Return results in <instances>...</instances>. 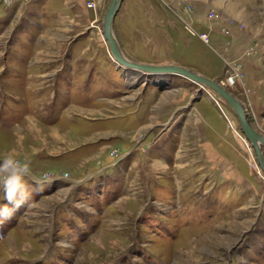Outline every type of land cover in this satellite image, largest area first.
<instances>
[{
    "label": "rangeland",
    "instance_id": "374dc122",
    "mask_svg": "<svg viewBox=\"0 0 264 264\" xmlns=\"http://www.w3.org/2000/svg\"><path fill=\"white\" fill-rule=\"evenodd\" d=\"M109 3L0 0V162L30 165L0 264H264V172L238 116L184 75L119 64ZM263 25L264 0H123L114 33L129 60L220 82L264 135L243 61L264 65V28L240 53L230 31Z\"/></svg>",
    "mask_w": 264,
    "mask_h": 264
},
{
    "label": "water",
    "instance_id": "95a60500",
    "mask_svg": "<svg viewBox=\"0 0 264 264\" xmlns=\"http://www.w3.org/2000/svg\"><path fill=\"white\" fill-rule=\"evenodd\" d=\"M120 2H121V0H110V3L107 6L106 11H105V15H104V19H103V28H104L106 35H107L108 39L110 40V42L112 40H111L109 34L111 33V29H112L113 22H114V15H115V12L117 11L118 7H119ZM112 46H113V50L115 52H116V50L120 52V49L118 48L117 45H116L117 48H115V44H113ZM163 66H165V65H163ZM168 66L169 67H172V66L175 67L174 70H182L183 73L186 72L185 74L188 75L190 77V79H193L195 81H199V82H202L203 84H207V85L211 86L221 96H223L227 100V102L234 109L235 113L239 116L240 121H241V125H242V130L251 139L252 145L256 151V155L258 157V160L261 164H263V168H264L263 150H262L261 144L258 142V139L261 140L260 141L261 143L264 142V135L259 133L257 131V129H255V127L252 125L250 119L248 118L247 114L245 113V111L243 109L241 102L239 100H237L227 89L220 86L216 81L212 80L211 78H208V77H206L202 74H199L197 72L189 71V69L187 70V68H185L184 66H181V65L169 64ZM177 73H180V72H177Z\"/></svg>",
    "mask_w": 264,
    "mask_h": 264
},
{
    "label": "clouds",
    "instance_id": "9594fccd",
    "mask_svg": "<svg viewBox=\"0 0 264 264\" xmlns=\"http://www.w3.org/2000/svg\"><path fill=\"white\" fill-rule=\"evenodd\" d=\"M30 175L29 162L16 159L15 153L10 152L0 162V192L8 204L0 206V218L8 219L13 210H18L28 199V193L24 184V177Z\"/></svg>",
    "mask_w": 264,
    "mask_h": 264
},
{
    "label": "bare ground",
    "instance_id": "6f19581e",
    "mask_svg": "<svg viewBox=\"0 0 264 264\" xmlns=\"http://www.w3.org/2000/svg\"><path fill=\"white\" fill-rule=\"evenodd\" d=\"M122 1L123 0H121V2H120V4H119V7H118V9H117V11L115 12V15H114V21H115V17H116V14H117V12L119 11V8H120V6H121V4H122ZM102 30H103V35H104V38H105V40H106V42H107V44H108V47H109V49H110V51H111V53H112V55H113V57H114V59L119 63V64H121L124 68H128V69H132V70H135V71H137V72H139V73H141V74H162V73H168V74H175V75H180V76H182V75H184V76H186V77H188V79H190V77L188 76V75H186L185 73L186 72H184L183 73V71L182 70H174L175 69V67H169L168 65L166 66H163V65H155V64H144V63H138V62H135V61H132V60H129L128 58H126L124 55H123V53H122V51H121V48H120V46H119V43H118V40H117V38H116V36H115V33H114V22H113V26H112V29H111V33L109 34V36H110V38H111V42H110V40L108 39V37H107V35H106V32H105V30H104V28H103V25H102ZM113 44H115V48H117V46H118V48L120 49V52L119 51H117L116 50V52L113 50ZM117 45V46H116ZM186 68V67H185ZM187 70H188V68H187ZM189 71H192V70H190L189 69ZM175 72V73H174ZM177 72H180V73H178L177 74ZM192 72H194V71H192ZM183 73V74H182ZM189 74V73H188ZM191 75V74H190ZM192 76V75H191ZM193 77V76H192ZM209 78V77H208ZM232 78V77H231ZM235 78L236 77H233L232 79H230L231 81H234L235 80ZM212 79V78H211ZM190 80H192L193 82H196V83H198L200 86H201V88H205V87H208V88H210L211 90H213L214 92H216V94H218L219 96H221L214 88H212L211 86H209V85H207V84H203L202 82H199V81H195V80H193V79H190ZM212 80H214V79H212ZM214 81H216V80H214ZM220 86H222L223 88H225V89H227L230 93H231V91L227 88V87H225L224 85H222L220 82H218V81H216ZM237 100H239L240 102H241V100L239 99V98H237L233 93H231ZM225 101H226V103H227V105H229V107H231L232 108V106L227 102V100L223 97V96H221ZM241 104H242V106H243V109H244V111H245V113L247 114V116H248V112H247V110H246V108H245V106H244V104H243V102H241ZM233 109V108H232ZM234 110V109H233ZM237 115V114H236ZM238 116V115H237ZM249 118V117H248ZM238 119H239V122H240V126H241V129H242V125H241V121H240V118H239V116H238ZM256 129V128H255ZM243 131V130H242ZM243 134L245 135V137H246V139L251 143V145H252V141H251V139L243 132ZM261 140H259L258 139V142L261 144V142H260ZM253 147V146H252ZM253 149H254V147H253ZM255 150V149H254ZM256 152V151H255ZM256 158H257V162H258V165L260 166V168L262 169V171L264 172V168H263V164H261L260 162H259V160H258V157H257V155H256ZM263 161H264V159H263Z\"/></svg>",
    "mask_w": 264,
    "mask_h": 264
},
{
    "label": "crops",
    "instance_id": "0c3cea01",
    "mask_svg": "<svg viewBox=\"0 0 264 264\" xmlns=\"http://www.w3.org/2000/svg\"><path fill=\"white\" fill-rule=\"evenodd\" d=\"M263 28L264 25L260 27L258 31H252V30L249 31V29L246 31L245 30L242 31V30H237L236 28L231 29L230 31L233 33V37H234L232 52L239 51L238 53H240L241 50L240 48H242L247 43L248 40L247 35L248 34L249 36L254 35L252 34L254 32L256 34L254 36L257 37V34L261 33ZM257 54H259V51H257ZM261 59L262 57H260V55L257 57L256 54L248 57H243L244 68L246 70V75H247L246 81L251 83L254 86L253 89H256L259 93L261 91H264V65H262Z\"/></svg>",
    "mask_w": 264,
    "mask_h": 264
},
{
    "label": "built area",
    "instance_id": "2783aa9c",
    "mask_svg": "<svg viewBox=\"0 0 264 264\" xmlns=\"http://www.w3.org/2000/svg\"><path fill=\"white\" fill-rule=\"evenodd\" d=\"M90 2H91V1H90ZM91 3H93V2H91ZM203 35H204V36H203L204 38L207 37V35H206L205 33H204ZM236 75H237V74H236ZM232 78H233V77H232ZM232 78H231V79H232Z\"/></svg>",
    "mask_w": 264,
    "mask_h": 264
}]
</instances>
